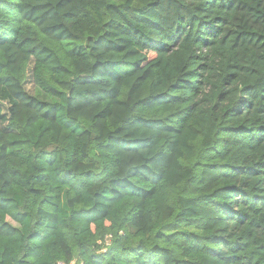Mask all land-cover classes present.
I'll use <instances>...</instances> for the list:
<instances>
[{"label":"trees","instance_id":"trees-1","mask_svg":"<svg viewBox=\"0 0 264 264\" xmlns=\"http://www.w3.org/2000/svg\"><path fill=\"white\" fill-rule=\"evenodd\" d=\"M60 263L264 264V0H0V264Z\"/></svg>","mask_w":264,"mask_h":264},{"label":"rangeland","instance_id":"rangeland-1","mask_svg":"<svg viewBox=\"0 0 264 264\" xmlns=\"http://www.w3.org/2000/svg\"><path fill=\"white\" fill-rule=\"evenodd\" d=\"M33 67H34V62L31 61L28 70H27V75H26V88L27 90L32 94V95H37V86L35 84L34 78H33ZM6 105V104H5ZM4 113H8L7 106H4ZM73 264V263H72Z\"/></svg>","mask_w":264,"mask_h":264},{"label":"built area","instance_id":"built-area-1","mask_svg":"<svg viewBox=\"0 0 264 264\" xmlns=\"http://www.w3.org/2000/svg\"><path fill=\"white\" fill-rule=\"evenodd\" d=\"M60 264H64V263H60Z\"/></svg>","mask_w":264,"mask_h":264}]
</instances>
